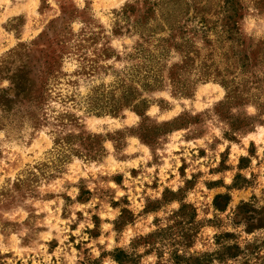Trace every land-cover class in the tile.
<instances>
[{
    "label": "rangeland",
    "instance_id": "obj_1",
    "mask_svg": "<svg viewBox=\"0 0 264 264\" xmlns=\"http://www.w3.org/2000/svg\"><path fill=\"white\" fill-rule=\"evenodd\" d=\"M198 258L264 264V0H0V264Z\"/></svg>",
    "mask_w": 264,
    "mask_h": 264
},
{
    "label": "trees",
    "instance_id": "obj_2",
    "mask_svg": "<svg viewBox=\"0 0 264 264\" xmlns=\"http://www.w3.org/2000/svg\"><path fill=\"white\" fill-rule=\"evenodd\" d=\"M190 208V206L189 205H185V204H183L181 207H180V209L176 212V214H175V216L176 217H181L182 215L184 216V217H186L188 214H189V211L188 210H186V209H189ZM182 216V218H184ZM169 230H172V228L170 227V228H168V230L167 229H164V230H162V231H160V232H158V233H154V234H151L150 236H148V237H146V238H144V239H147V240H150L151 238H153V237H155L154 239L156 240L157 238H159L161 235H164V233H166V235H170V233H169ZM189 234L188 233H185V232H182L178 237L180 238V239H178V241L175 239V241H177V244H180L181 242H183V240L185 239L186 240V238H189ZM171 238V237H170ZM151 242V241H150ZM176 246H174V248H175ZM118 256L116 257V260L120 263V262H128V261H130V262H132L133 260L131 259V257L128 255V254H126L123 250H118ZM172 255L174 256V260H176V262H180L181 260H186L185 258H186V256L185 255H182V254H180L179 253V249L178 248H176V249H174L173 251H172ZM189 260V259H188ZM207 261V260H206ZM202 262L203 261H200V259L198 258V261H197V263L196 264H202Z\"/></svg>",
    "mask_w": 264,
    "mask_h": 264
}]
</instances>
